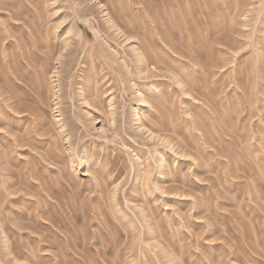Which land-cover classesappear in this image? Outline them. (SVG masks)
<instances>
[{"label":"rangeland","instance_id":"1","mask_svg":"<svg viewBox=\"0 0 264 264\" xmlns=\"http://www.w3.org/2000/svg\"><path fill=\"white\" fill-rule=\"evenodd\" d=\"M0 264H264V0H0Z\"/></svg>","mask_w":264,"mask_h":264}]
</instances>
